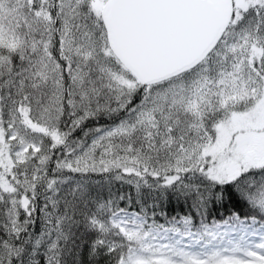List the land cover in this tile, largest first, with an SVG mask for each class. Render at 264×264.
Listing matches in <instances>:
<instances>
[{
	"label": "snow or ice",
	"instance_id": "1",
	"mask_svg": "<svg viewBox=\"0 0 264 264\" xmlns=\"http://www.w3.org/2000/svg\"><path fill=\"white\" fill-rule=\"evenodd\" d=\"M0 264H264V0H0Z\"/></svg>",
	"mask_w": 264,
	"mask_h": 264
}]
</instances>
